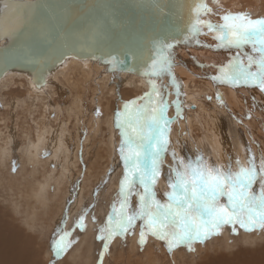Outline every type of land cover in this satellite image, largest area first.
<instances>
[{"label": "bare ground", "instance_id": "bare-ground-1", "mask_svg": "<svg viewBox=\"0 0 264 264\" xmlns=\"http://www.w3.org/2000/svg\"><path fill=\"white\" fill-rule=\"evenodd\" d=\"M207 4L214 11H220L221 14H223V11H230L233 13H247L252 18L264 17V0H219L218 4L214 3L213 0H207ZM208 18L213 22H218L220 19L217 15ZM205 31L207 30L205 29ZM198 39L202 42L201 44H196L195 42L186 43L181 45L179 51H174L175 65L173 72L175 85H173V80L169 76H164L162 79L156 81L158 85L162 84L165 86L163 89L164 96L169 103L167 115L170 119H174V122L170 124L168 154L165 158L162 175L156 184V188L160 189L163 195L169 190L167 187L169 166L167 164L170 165L172 163L171 153L173 151L176 152L178 157H183L186 161H194L195 158L191 156V153L196 154L201 150L202 153L206 154L209 164L223 166L231 160L234 170L236 168V159L246 162L249 149L257 158L261 154H264V92H261L259 88L254 86L231 87L227 84L213 81L211 78L218 75V69L227 64L229 59L236 55V50L216 48V41L213 39L211 33L200 35ZM245 51L250 52L251 50L250 48H245ZM75 64L81 63L68 60L66 66L48 77L45 87L39 90L33 89L29 81L24 80L25 85H27L26 89L24 88L26 94H13L14 96H11V99L8 101H5V98L0 96V125L5 127L0 129V176L10 182L11 189L16 188L19 191L15 197L26 205L27 221L24 225L26 230H32L30 225L38 220V216L48 219L50 213L46 212V210L49 204L55 200L58 201L55 204V218L52 220V223L48 219L49 224H52V227H54V230L52 229L54 237L63 224L60 218H58L62 213V200L63 204H66L69 202L68 198L70 196L71 199L74 197L72 209L76 212L75 210L81 206L79 201L82 198V190L84 187H88L94 179L98 178V173L90 172L93 166L96 165L98 158H106L104 160L106 170L109 167L107 159L112 157L115 152H119L121 138L119 129L115 126L116 111L122 108L124 101H129L131 98L137 99L136 96L143 95V90H149L147 80L140 79L139 77L115 72L107 73L103 68L97 67L94 64H81V67ZM76 66L80 70H83L84 74L81 72L84 75L82 76L84 77L83 82L85 80L89 81L88 79L93 74H99L97 77L101 76V79L99 80L98 78L96 81L97 78L95 77V81L98 83V86L100 85L101 91L107 93L106 96H109L110 100V103L102 105L103 122L101 121L100 114V118H93L95 119L94 122H96L95 128L97 130L95 131L97 132L99 127L97 125L104 123L105 129H103V133L105 138L102 139V143H95L96 145L91 147V149H89L87 141H85L87 144L82 147L83 156L88 151L91 150L92 152V150H95L92 154H87H90L88 157L93 156L96 163L90 164L85 162L87 171L83 179L84 186L79 191L78 189L76 191L74 189L77 156L79 155H77V152H79L77 146L79 147V145L77 144L76 147L72 148V144L70 143H75V140L80 141L79 130L76 126L80 124L79 117L82 113V108H84L82 104L83 97L81 99L79 94V97L76 96L77 92L76 95L73 94V89L77 86H75V83L68 81L70 85L67 83L66 85L68 86L66 87H69L70 92H72L69 95L70 97L66 98L67 100L64 99L63 106H61L57 101L62 100L63 97H56L55 99L56 92L52 90L54 87H51L55 81L60 79L59 77H64L63 79L66 81L68 72ZM94 70H97V72H93ZM16 78L20 79L21 77L15 75L4 77L0 81V94H2V90L8 93L9 87L16 83L13 81ZM76 85L79 86V83ZM79 88L77 89L79 90ZM177 88L180 91L179 96L176 94ZM62 94L63 92L61 91ZM219 97L223 98L222 102ZM176 100L180 101L179 118L176 116V106L173 104V101ZM36 105L39 106L37 107ZM19 110L25 114L24 116L39 114L37 116L38 119L34 120V130L27 128L23 124L24 120L21 122L22 130L20 128L17 129L16 124L21 121L20 115H22L19 113ZM221 110L224 112V115L221 114ZM63 111L67 121L65 118L63 119L67 124L65 121L60 122L58 120ZM52 117H54L53 120L51 119ZM71 120L76 124L74 125L75 131H71V128L68 126V122ZM221 121H224L223 125ZM10 123L11 125L12 123L14 124L11 126ZM227 128L231 129V135H235V139L230 138L231 136H229ZM115 133L119 134L117 137L119 139L116 138L118 141L115 140ZM93 136L95 137L96 133ZM194 149H198V151ZM14 152L16 155L13 154ZM45 153H48V155H45ZM90 166H92L91 169ZM44 174V178L39 177V175L43 176ZM122 175L123 171L121 177ZM121 177L117 182L120 181ZM16 179H21L20 186L13 183ZM255 187L258 189L259 185L257 184ZM118 190H115L116 195L114 198H107L106 205L102 206L103 204L100 202L93 205V208L99 210L97 212H100V215L102 214L101 217L104 222H106L107 216L111 212L108 205L110 204L111 206L117 198ZM67 193L70 194L69 197H66ZM132 201H135V206L136 198L133 197ZM74 212L72 215H74ZM2 223L5 225L0 223V264H40L36 261L37 255L33 253L35 250L32 246L31 236H23L11 223L5 220ZM94 225L88 224L87 227H84L85 232L82 234L74 233L73 238L76 241V250L74 249V252L66 255L64 264H79L80 262L83 264H99L94 261L96 256L95 250L96 247L99 249L101 246L97 243L93 245V241L91 240V234H94L92 232H95L96 229ZM139 231L131 239L130 250L136 249V244L139 242ZM242 235V238H245L246 241L256 239L253 237V235H256L255 231L252 236L251 234L246 236L244 233ZM263 236L260 235L259 238ZM147 239L149 242H152L151 236H148ZM115 240H117V237ZM215 241L220 243V246H225L226 250L230 252L221 253L220 247H207V250L210 251H203L204 256H200L197 262H193L192 260V263L183 264H224L228 260H236L240 264H264V245L258 246L259 248L254 247V249L236 248V250H233L231 246H233L234 241L228 243L230 239L226 235L220 236ZM148 246L145 252L147 253L146 259L148 264H156L153 258L154 253H152V250ZM111 259L115 260L114 257ZM103 264H109V261L106 260Z\"/></svg>", "mask_w": 264, "mask_h": 264}, {"label": "snow or ice", "instance_id": "snow-or-ice-1", "mask_svg": "<svg viewBox=\"0 0 264 264\" xmlns=\"http://www.w3.org/2000/svg\"><path fill=\"white\" fill-rule=\"evenodd\" d=\"M213 2L218 4L219 0ZM24 7L35 5L0 0V38L19 39L23 35L28 24ZM157 7L162 15L184 13L180 17L184 25L176 26L175 31L168 29L167 35L152 40L149 55L140 57L144 65L141 75L146 78L149 90L137 99L124 101L115 113V126L121 138L118 151L123 175L111 212L98 229L96 239L103 242L101 260L112 240L130 234L137 221L140 222L141 247L151 236L163 241L170 254L180 247L194 251V244L205 243L219 235L227 225L232 226L233 233L237 225L246 232L264 231V154L257 158L249 149L246 162L236 159L234 170L231 160L223 166L209 164L202 155L194 161H186L173 151L167 176L169 190L164 193L166 199H158L155 190L169 150L170 124L174 122L167 115L169 103L164 96L165 86L156 81L169 76L175 85V46L182 42L201 44L198 37L211 33L216 48L236 50V55L211 79L231 87L254 86L264 92V17L252 18L247 13L230 11L221 14L209 7L206 0H186L177 12L165 13L159 4ZM213 15L220 17L218 22L208 18ZM0 52H9L8 46ZM130 54L133 60L137 59L135 52L130 50ZM105 62L114 71L124 65V61L111 54ZM36 83L38 87L43 86L40 78ZM176 94L180 95L178 88ZM219 98L222 102L223 98ZM173 104L179 118L180 101H173ZM133 197L136 198L135 206ZM83 221L81 215L77 226L83 228ZM70 235L63 229L56 232L50 244V251L56 258L71 248L74 241L69 240ZM224 264L240 262L228 260Z\"/></svg>", "mask_w": 264, "mask_h": 264}, {"label": "water", "instance_id": "water-1", "mask_svg": "<svg viewBox=\"0 0 264 264\" xmlns=\"http://www.w3.org/2000/svg\"><path fill=\"white\" fill-rule=\"evenodd\" d=\"M25 6L27 27L19 39L0 38V81L15 75L28 80L31 87H45L47 78L64 68L68 60L82 65L94 64L107 73L129 74L146 80L141 75L140 57L149 55L153 39L182 27L181 16L162 15L177 12L186 0H17ZM207 2V0H206ZM182 39V37H181ZM191 42L187 43L190 44ZM177 44L174 51H179ZM130 50L135 52L133 60ZM109 54L124 61L117 70L105 61ZM95 57V58H93ZM35 61V62H30ZM131 69V70H129ZM43 86H37V79Z\"/></svg>", "mask_w": 264, "mask_h": 264}, {"label": "rangeland", "instance_id": "rangeland-1", "mask_svg": "<svg viewBox=\"0 0 264 264\" xmlns=\"http://www.w3.org/2000/svg\"><path fill=\"white\" fill-rule=\"evenodd\" d=\"M75 65H77V64H75ZM78 65L81 67V64H78ZM77 66L73 67L75 69L74 71L72 68V70L70 72H68L67 76L70 78V80L68 77H67L66 81H65V79H63L64 77H62V78L59 77L60 79L55 81L54 85L52 84V86H51V87H54L52 90H54V92H56V94H55L56 96L54 95L55 99H56V97H63L62 100L57 101L58 103H60L61 106H63L64 99H66V98L68 99V96L72 92V91L70 92L69 87H66V86L70 85L68 83V81L75 83V86H77L75 88L74 85H72V87L75 88V89H73L71 87V89H73V94L76 95V92H77L76 96L79 97V95H80L81 99L83 97L82 104H83L84 108H82V113L79 117L80 124H78V126H76V128L79 130L80 141L75 140V143L74 142L70 143V144H72V148L76 147L77 144L79 145V147L77 146V148L79 150V152H77V155L78 154L79 155L77 156V165H76L75 179H74L76 182L74 185L75 191H76V189H78V191L81 190V188L84 186L83 185V179H84V177H85L84 175L86 174V171H87V167H86L85 162L90 163V164L96 163L93 159L94 157L93 156L88 157L90 154H87V153L92 154V152L95 150H92V152L90 150L85 154V156H83V148L82 147L85 144H87L85 142V141H87L88 142L87 145H89V149H91V147L96 145L95 143L101 142L102 139L105 138V135L103 133V129H105L104 123L97 125V126H99L98 132H97V131H95V130H97V128H95L96 122H94V120L97 119L95 117H99V114H100L101 121L103 122L104 114L102 115V112H103L102 105L107 104L108 102L110 103L109 96H106L107 95L106 92L103 93L101 91L100 85L98 86V83L96 82L98 80V78H99V80L101 79L100 78L101 76L97 77L99 74L98 75L96 73L93 74V72H97V70H94L92 72L93 76L88 79L89 81L85 80L83 82V80H84L83 79L84 77H82V76H84L83 70H80L79 68H77ZM67 67H68V65H67ZM76 70H78L77 71L78 74H76L77 73ZM78 75H79V77H78ZM16 79H13V81H15L16 83L13 82L14 85L9 87L8 93H5V90H2L4 92L1 91L2 94H0V96L1 97L3 96V98H5V101L10 100L11 99L10 97L14 96L13 94H15V95L20 94V93H21V95L26 94L25 89H26L27 85H25L26 83H25L24 79L23 80H22V78L17 79L18 82ZM95 79H96V81H95ZM59 82H60V84H62L61 86H60ZM81 82H83V83H81ZM67 83H68V85H66ZM77 83H79V86L76 85ZM85 83H86V85H85ZM96 83H97V89H96ZM20 84H21V87H20ZM81 85L84 87H82ZM64 86L66 89L64 88ZM78 87H80L79 90L77 89ZM124 89H126V88H124ZM97 90H99V91L97 92ZM61 91L63 92L62 95H61ZM145 91L146 90L142 91L143 94L145 93ZM68 92H69V94L67 95ZM78 92H80V93H78ZM3 93H5V94L3 95ZM99 93H101V94H99ZM102 95L103 96L105 95V96L103 97ZM139 96L141 97L143 95H139ZM138 97L136 96V98H138ZM54 98H53V102L55 101ZM129 100H134V99L131 98ZM112 102H114V101H112ZM84 103H85V105H84ZM39 105H36V106L38 107ZM41 105H42V103H41ZM190 109L193 110L192 108H190ZM21 110H19V113L22 114V115H20V117H21V121L19 122L20 126H21L22 120H24L23 124H25V126L27 128L34 130V128H35L34 123L36 121L35 119H38L37 116H39V114L37 113L35 115L30 114L29 116H24L25 114L23 112H21ZM97 110L99 111V114H97ZM220 112H221V114L224 115V112L222 110ZM54 115H56V114H54ZM62 115L65 116L64 111H63ZM62 115H61V117H59L58 120L60 122H62V121L64 122L65 120L67 121L66 116L63 117ZM30 117H31V119H30ZM63 118H65V120ZM93 118H95V119H93ZM51 119L53 120L54 117H52ZM69 122H68V126L71 128V131H73V130L75 131L76 128H74L75 127L74 125H76V124L74 123L73 120H71ZM221 122L223 125L224 121H221ZM19 123L16 124L17 129L20 128V130H22L21 129L22 126L20 127ZM13 124L14 123H12V125ZM66 124H67V122H66ZM10 125H11V123H10ZM7 126H9V124H7ZM0 127H1L0 129H3L4 126L0 125ZM92 127H94V128H92ZM91 130H93V131H91ZM230 130L231 129L227 128V131L229 132L228 134H229V136H231L230 138L235 139V135H231L232 133L230 132ZM104 131H106V130H104ZM90 133H92V134H90ZM94 133H96L95 137L93 136ZM115 134H116L115 140L119 139V138H117L119 134L118 133H115ZM93 138H94V140H93ZM88 140L90 141L91 145H90ZM15 143H16V141H15ZM115 149H116V147H115ZM194 150L198 151V149H194ZM13 154L16 155L15 152ZM198 155H202L205 158V160H207V162L209 163V160H208L206 154L202 153L201 150H199L196 154L191 153V156L194 157L195 159L197 158ZM78 158H79V160H78ZM99 158L97 160L96 165L93 166L94 170L92 169V171H90L92 173H98V178L94 179L88 187H84V189L82 190V193H81L82 198L79 201L81 206L75 210L76 212H74V210L72 209V207H73L72 202L74 201V197H73V199H71V196L69 197L70 194L67 193L66 197L70 198V199L68 198L69 202H67L66 204L65 203L63 204V200H62L61 212L63 213V215L61 213L60 216H58V218H60V221L63 222V224L60 226V229H63L64 231L71 233V235L69 236V240L74 241V243L72 244L71 248L66 253L62 254L59 258H56L54 256V254L50 251V244H51L52 239L54 238L53 233H52V229L54 230V227H52V224H49V220H51V223H52V220L55 218V204L58 203V201L55 200L53 203H50L48 206V209L46 210V212L50 213L49 218H48L49 220L47 218H41V216H38V220L34 224L30 225V227L32 229L31 231H33V232L26 230V227L24 228L25 222L27 221L26 220L27 219L26 205H25V203H23V201L21 202L20 199H17L15 197V195L17 193H19V191L16 188L11 189L10 185H9L10 182L7 181V179H4L2 176H0V218H1L0 223L4 224L2 222H3V220H5L8 223H11L23 236H28V235L31 236L32 246L35 250L33 253L35 255H37L36 261L38 263H40V264H64V259L67 257L66 255L67 254L70 255L72 252H74L76 250L75 249L76 248V243H75L76 241L73 238L74 233L76 232L78 234H82L83 232H85L84 227H87L88 224H93V225L95 224L94 226H96L95 232H92L94 234H91V237H92L91 240L93 241V245L95 243H97L98 245L101 246L99 249L96 247V250H95L96 256H95L94 261L96 263H99V264H103L106 260L109 261V264H135V262H136V264H148V261L146 259L147 253H145L147 251L146 247L148 245H149L148 248H150L152 250V253H154L153 258L156 261V264H176V263L177 264H183V263H192V260H193V262H197L200 256H202V255L204 256L203 251L207 250V247H220L221 253L230 252L229 250H226L225 246H220V243L215 241L216 239H219L220 236H223V235H226L227 238L230 239V241L228 243L234 241L233 246H231L233 250H236V248L237 249H243V248H246V249L253 248L254 249V247L264 245V236L262 238H259L260 235H264V231L257 230V231H255L256 235L254 236L253 232H246L245 230L240 229L239 226L237 225L236 226L237 231L235 233H233L232 232V226L227 225L221 230V233L219 235H216V236L210 238L205 243L194 244L193 245V247L195 249L194 251H189L186 247H180V248L174 250L170 254L167 251L164 242L157 240L153 237H152V242L151 241L149 242L147 239V241H146L145 245H143V247H141L140 243L138 242L136 244V249L130 250L131 249L130 244L132 241L131 239H133L134 235L140 230V222L137 221L136 227L133 230H131L130 234L126 235L123 238L117 237V240H115V239L112 240V242L109 244L108 252L104 253L103 259L101 260L100 253L103 251V242L100 240H97L96 237H97V235H99L98 229L101 226H103V224L105 222H104L103 218L101 217L102 214L100 215V212H97L99 210L94 209L93 205L97 202L98 203L100 202L103 204L102 206H104L107 203L108 197H112V198L115 197V195H116L115 190L119 189V182H117V181L121 177V173L123 171V163L120 160L119 152H115L112 157L107 159L108 163H109V167H108V169L105 170V161L104 160H106V158H103V159H101V158L99 159ZM167 166H169V164H167ZM91 167L92 166H90V169H91ZM39 177L44 178L45 174L43 176L39 175ZM20 181H21V179H16L13 183L16 184L17 186H20ZM3 185H4V187H2ZM155 190L157 192V198L159 196L158 199H160L161 201H164L166 199V197L163 195V192L157 188ZM75 191H74V193H75ZM134 203H135V201L133 202V206H134ZM64 206H66V207H64ZM14 207H15V209H14ZM108 207L111 210L110 204L108 205ZM63 209H64V211H63ZM73 212H74V215H72ZM81 215L84 216V221H83L84 227L83 228L78 227L76 224L77 220L79 219V217ZM93 217H95V220H93ZM65 221H66V223H65ZM85 224H86V226H85ZM5 229L8 231L7 228H5ZM224 233H227L228 235L224 234ZM243 233L246 236L251 234V236L253 235V237H255L256 239L252 240V241L251 240L246 241L245 238H242ZM115 242H116V245H115ZM244 242H247V243H244ZM254 243H255V245H253ZM251 245H253V246H251ZM235 246H237V247H235ZM158 251H159V253H158ZM207 251H210V250H207ZM83 257H84V255H83ZM113 257L115 258V260L111 259ZM39 260H41V261H39ZM142 260H144V261L142 262ZM79 264H83V263L80 262Z\"/></svg>", "mask_w": 264, "mask_h": 264}]
</instances>
